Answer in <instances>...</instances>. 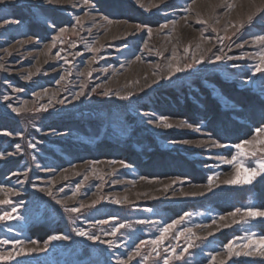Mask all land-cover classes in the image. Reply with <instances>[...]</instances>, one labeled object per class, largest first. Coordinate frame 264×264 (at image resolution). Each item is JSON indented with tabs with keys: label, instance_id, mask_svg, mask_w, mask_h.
Listing matches in <instances>:
<instances>
[{
	"label": "rangeland",
	"instance_id": "rangeland-1",
	"mask_svg": "<svg viewBox=\"0 0 264 264\" xmlns=\"http://www.w3.org/2000/svg\"><path fill=\"white\" fill-rule=\"evenodd\" d=\"M260 37L264 0H0V264H264V218L229 215L264 210V175L227 184L224 162L264 139ZM227 190L251 193L218 212Z\"/></svg>",
	"mask_w": 264,
	"mask_h": 264
},
{
	"label": "snow or ice",
	"instance_id": "snow-or-ice-1",
	"mask_svg": "<svg viewBox=\"0 0 264 264\" xmlns=\"http://www.w3.org/2000/svg\"><path fill=\"white\" fill-rule=\"evenodd\" d=\"M252 17H249V21H251ZM6 23H14L15 21H5ZM174 23V22H173ZM63 31V30H62ZM150 31V30H149ZM260 40H264V37H260L258 38ZM187 50V49H186ZM216 59H220V57H216ZM262 60H264V54H262ZM199 62V61H197ZM182 69L177 68L176 71H181ZM257 71L259 72H264V68H261L259 66H257ZM122 99H124V97H121ZM13 111H17V109H13ZM167 118L161 117L160 118V122L163 124V126L165 128H171L172 125L166 122ZM151 122V121H149ZM188 127H192L191 125H188ZM197 131H199V128L196 129ZM255 132L257 134L260 133H264V126H261L259 128L255 129ZM253 143H258V144H264V139H257L256 141H251V140H246L243 141L242 144H236L235 147L238 149V152L236 155L232 156L231 160H225V163L231 164L235 169V176L228 180L225 181V183L227 184H251L256 177L258 176H262L264 175V158H259L255 161V166L249 167L245 165L244 160L239 159V157L247 155L248 153H245L244 150V145H251ZM30 147H35L34 144H30ZM17 150H19V145L16 146ZM260 152H264V148L259 149ZM251 156L255 157L256 156V151H252L250 153ZM0 156H2V154H0ZM213 178L209 177V185L212 184ZM49 196H52V193L49 191L48 192ZM10 201L9 200H3L0 201V204H9ZM57 203H59V201H57ZM66 211H70V212H78L79 209L78 208H71V209H65ZM16 209L13 208L12 212H15ZM243 214L244 216V223H247L248 218H252V219H256V218H264V210H259V209H255L254 207H248L246 209H241V208H236L233 212L229 213V215L231 216H236L237 214ZM13 217L11 216V213L9 212H5L3 215H0V221H6L9 219H12ZM221 219H224V217H221ZM234 223H237V221H233ZM180 223V221H174L172 225H169L168 228H164L161 236L159 238V240H154L152 241V243L154 245L159 246V244H161L163 242V240L166 238V233L168 232L169 228L174 227L175 224ZM226 227L228 225H225ZM121 228L124 227L123 224L120 225ZM119 229H116L113 231L112 235L116 234V231H118ZM77 235L79 236H83V237H87L88 240H99L100 238L98 236L95 235H91L86 231L83 230H79L76 232ZM70 237L66 236V235H53L51 236L49 239L50 240H67ZM249 239L252 238V236L250 235L248 237ZM101 243H107L109 245V247H112V241H100ZM3 243H9V241H3ZM16 243H20L19 241H17ZM260 243L264 244V236H262L260 238ZM139 251V249H137V252ZM227 251H228V255L231 256L232 255V245H228L227 246ZM237 255H239V253H236ZM245 255H249L250 253H244ZM180 258V257H177ZM2 259V258H0ZM8 259H11V256L8 257ZM164 264H169L168 260L165 259ZM223 264V262H222Z\"/></svg>",
	"mask_w": 264,
	"mask_h": 264
},
{
	"label": "trees",
	"instance_id": "trees-1",
	"mask_svg": "<svg viewBox=\"0 0 264 264\" xmlns=\"http://www.w3.org/2000/svg\"><path fill=\"white\" fill-rule=\"evenodd\" d=\"M172 89L173 88L159 91V94H158V95H160L159 97L166 95ZM161 94H163V95H161ZM167 98H169V97L167 96ZM159 100H161V99H159ZM205 106L208 107L211 111V108L209 107L208 104H205ZM174 109H176V110H174ZM181 110H183L184 113L189 111V105H187L185 107H177V106L171 107V108L168 107L166 111H171V112L175 113V114H172L173 116L182 117L184 115H183V113L180 112ZM210 115H211V113H210ZM121 147H123V146H121ZM121 147L119 146V148H121ZM121 150H122V152L121 151L115 152V154L111 153V155H109V156L114 157L113 155H116L115 157H118L120 159H124L126 161L129 160L130 156H128L126 154V152H124V150H128V149L127 148H121ZM106 153H108V151ZM263 179H264V177L262 179H260L258 182H256L253 186L254 192H256V195H258L256 198V200H257L256 206L257 207H264V197H262V195H261V192H263V189H264V182L262 181ZM250 193H251V190H229V191L227 190V191H224V192H221V193L214 195L212 197L211 201H209V200H207V201H208L209 205L212 206L216 211L225 213V212L230 211L239 205H242L247 200ZM173 207H172L173 209H175V208L176 209L175 210L172 209V211H168L165 214L169 218L172 216H175V215H179L185 206H180V207L179 206L178 207L173 206ZM254 227H255V229H257V231H260L262 234H264V223L259 224L257 222L254 224ZM228 235L229 234H225L224 236H228Z\"/></svg>",
	"mask_w": 264,
	"mask_h": 264
},
{
	"label": "bare ground",
	"instance_id": "bare-ground-1",
	"mask_svg": "<svg viewBox=\"0 0 264 264\" xmlns=\"http://www.w3.org/2000/svg\"><path fill=\"white\" fill-rule=\"evenodd\" d=\"M214 79V78H213ZM217 82V81H216ZM214 84V83H213ZM165 105V104H164ZM13 124H11V126H12ZM10 126V125H9ZM103 156V155H102ZM106 157V156H105ZM187 167V166H186ZM202 167V166H201ZM164 176V175H163Z\"/></svg>",
	"mask_w": 264,
	"mask_h": 264
}]
</instances>
